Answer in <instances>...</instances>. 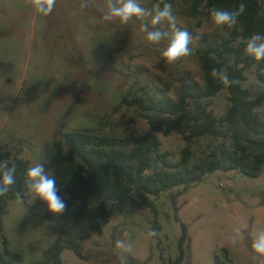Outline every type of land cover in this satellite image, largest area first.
Wrapping results in <instances>:
<instances>
[{
    "label": "rangeland",
    "instance_id": "374dc122",
    "mask_svg": "<svg viewBox=\"0 0 264 264\" xmlns=\"http://www.w3.org/2000/svg\"><path fill=\"white\" fill-rule=\"evenodd\" d=\"M138 2L148 11L157 4ZM111 3L119 6L118 0ZM171 5L176 28L167 21L153 25L151 16H134L127 24L118 18L105 21L109 0H56L46 17L25 0H0V148L19 153L32 167L42 163L44 147L67 131L86 128L108 136L149 131L147 120L121 104L122 97L145 91L174 101L183 83L202 85L196 49L228 36L233 28H217L210 15L198 25L178 0ZM177 29L190 33L191 54L169 64L161 54ZM149 31L162 33L159 44L147 41ZM255 72L256 65L248 68L242 83L253 97L264 91ZM228 98L224 89L205 100L216 118L225 114ZM255 112L264 121V104ZM156 135L161 152L177 165L185 146L182 135ZM181 190L177 186L153 197L152 209L139 206L135 196L105 201L108 219L101 223L102 234L89 233L82 243L84 258L65 247L62 263L169 264L181 251L177 214L187 228L181 264H258L252 259V242L264 230V165L256 177L218 170L177 196ZM78 207L53 214L29 190L24 199L8 200L3 222L10 248L26 263L41 260L60 227L76 221ZM153 230L157 235L149 236Z\"/></svg>",
    "mask_w": 264,
    "mask_h": 264
},
{
    "label": "trees",
    "instance_id": "16d2710c",
    "mask_svg": "<svg viewBox=\"0 0 264 264\" xmlns=\"http://www.w3.org/2000/svg\"><path fill=\"white\" fill-rule=\"evenodd\" d=\"M152 1L163 7V3L174 4L177 0ZM178 1L198 25L213 7L233 11L244 3L246 8L228 36L196 49L202 85L183 83L174 101L158 99L145 91L141 96L122 97L121 104L133 107L147 120L149 131L108 136L86 128L71 130L44 147L42 163L52 170L66 209L77 204L79 207L75 211L76 221L60 227L58 238L39 261L26 263L10 248L5 234L6 203L16 198V192L24 199L29 162L17 152L0 148V161L7 160L9 167L16 168V183L0 197V264H63L61 253L65 247L84 258L82 243L90 232L101 235V223L108 219L105 201L122 202L135 196L139 206L152 209L153 197L180 186L178 196L214 171L259 175L264 165V121L255 110L264 104V91L253 97L242 83L246 70L256 65V78L264 85V60L256 61L245 53L248 39L254 33L264 34V0ZM213 68L221 70L215 78L211 75ZM224 74L236 83H220ZM224 89L229 93V106L222 117L216 118L205 100ZM158 132L165 136L172 132L182 135L185 146L177 165L172 166L167 160L169 154L161 152ZM175 220L183 230L181 251L169 264H181L182 244L187 237V228L177 214Z\"/></svg>",
    "mask_w": 264,
    "mask_h": 264
},
{
    "label": "clouds",
    "instance_id": "9594fccd",
    "mask_svg": "<svg viewBox=\"0 0 264 264\" xmlns=\"http://www.w3.org/2000/svg\"><path fill=\"white\" fill-rule=\"evenodd\" d=\"M25 4L31 7L34 12L41 16H48L52 13L56 0H25ZM119 6H114L109 0V11L102 17L105 21H111L118 18L122 24H127L132 17L143 18L151 16L153 25L160 24L162 21H167L173 28H176V16L173 13L170 3H160L154 5L152 11H148L141 7L138 0H118ZM87 4H82L81 7H87ZM246 5L240 3L238 7L229 11L213 7L210 10L212 23L217 27L227 26L233 27L238 23V18L245 12ZM162 33L160 31H149L147 33V41L150 44H159ZM191 35L187 30L177 29L174 38L163 50L162 57L169 64L176 62L182 57L189 56L191 49L189 44ZM245 53L256 61L264 60V34L254 33L249 39L245 47ZM221 73L220 69L213 68L211 75L215 78ZM225 86H231L236 81L229 78L227 74L222 76L220 80ZM0 197L5 196L11 191V186L16 183V168L9 167L8 161H0ZM25 183L28 190L32 193L33 198H39L47 205L49 212L53 214H61L66 210L67 204L65 199L59 195V188L54 175H51L45 170L42 163H37L29 167L26 172ZM16 198L20 200V193L16 192ZM238 231V230H237ZM149 236H156L157 233L153 230L148 233ZM231 243L236 244V238H231ZM117 247H123L122 241L116 242ZM252 249L256 253L252 257L253 261L258 264H264V230H259L252 242Z\"/></svg>",
    "mask_w": 264,
    "mask_h": 264
}]
</instances>
